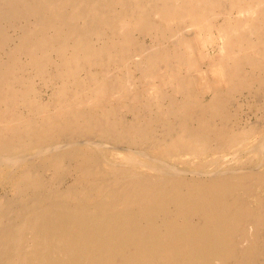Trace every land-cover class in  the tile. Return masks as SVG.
Segmentation results:
<instances>
[{"label": "bare ground", "instance_id": "6f19581e", "mask_svg": "<svg viewBox=\"0 0 264 264\" xmlns=\"http://www.w3.org/2000/svg\"><path fill=\"white\" fill-rule=\"evenodd\" d=\"M255 187L264 0H0V264H264Z\"/></svg>", "mask_w": 264, "mask_h": 264}, {"label": "rangeland", "instance_id": "374dc122", "mask_svg": "<svg viewBox=\"0 0 264 264\" xmlns=\"http://www.w3.org/2000/svg\"><path fill=\"white\" fill-rule=\"evenodd\" d=\"M207 40H208V42L209 43H212L211 41L213 40V37L210 35V33L208 32L207 33ZM197 39H200V36H199V38H197ZM196 39V42L198 43L197 44V46H198V48H202L203 47V44H205L204 42H207L206 41V39H204L203 41H202V44L200 43V41L198 42V40ZM197 48V47H196ZM210 48H208L207 49V51H206V53H207V55H208V53L210 54V50H209ZM199 50V49H198ZM200 51V50H199ZM214 51H211V54L213 53ZM197 55H200V53H198ZM210 56L211 55H209V58H210ZM132 70L133 69H131V72H132ZM122 73V72H121ZM194 75L195 76H198V73L196 72V73H194ZM135 77H138V74L136 73L135 74ZM197 86V87H196ZM196 86H195V89H196V91L199 93V92H201V85L199 84H196ZM201 89V90H200ZM241 101V102H240ZM233 102V103H232ZM235 102V103H234ZM231 105L230 106H232V107H234V108H236L237 110H238V123L240 124V125H242V123L245 121L244 119H246L247 118V116H249V117H251V119L253 120V119H255V116H254V113L256 112V107L255 106H253L252 107V105H251V103L250 102H247V100H245L244 98H240V97H235V98H233V100L231 101V103H230ZM237 106H235V105ZM255 108V109H254ZM252 110V111H251ZM251 111V112H250ZM248 112V113H247ZM249 112L250 113H252V114H249ZM247 114V115H246ZM253 116V117H252ZM129 118V117H128ZM257 189V190H256ZM255 192V193H254ZM0 193H2V192H0ZM258 193H261V195H263L264 196V190L263 189H259V188H257V187H255L254 188V191L250 194V193H241L240 195H241V201L243 202V204L245 205V206H247V207H252L253 209H256V210H258L259 208V206H258V201L256 200V198H254V195L255 194H257L258 195ZM246 195H248V196H246ZM256 195V196H257ZM253 197V198H252ZM255 199V200H254ZM247 200V201H246ZM252 200H253V202H252ZM248 201H251V202H248ZM255 201V202H254ZM246 204H245V203ZM250 205V206H249ZM251 205H253V206H251Z\"/></svg>", "mask_w": 264, "mask_h": 264}]
</instances>
